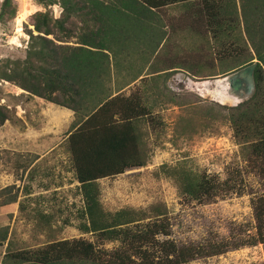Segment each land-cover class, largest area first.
Instances as JSON below:
<instances>
[{
	"label": "rangeland",
	"instance_id": "rangeland-1",
	"mask_svg": "<svg viewBox=\"0 0 264 264\" xmlns=\"http://www.w3.org/2000/svg\"><path fill=\"white\" fill-rule=\"evenodd\" d=\"M39 1L5 0L3 4L0 0V66L5 59L24 58L28 35H35L33 12L46 9L51 16L58 15L55 3ZM196 5L197 0L193 5L157 10L156 25L164 40L159 58L146 53L145 35L136 42L130 37L115 52L102 87L124 96L142 93L149 110L138 121L143 143L139 150L145 163L95 183L104 211L162 205L169 232L160 238L177 244L219 240L230 244L254 232L252 200L264 191V163L259 158L251 160L246 143L234 137L226 121H210L206 116L213 103H237H218L214 97L213 81L227 73H219L226 63L211 59L215 43L209 21ZM236 34L240 40L238 29ZM73 41L54 40L66 45ZM183 51L193 55L183 53L181 59ZM235 62L229 61L230 65ZM137 75L146 78L137 80ZM26 94L0 80V105L10 110L9 119L0 126V189L11 184L3 194L16 195L15 201L0 206V226L6 228V237L0 241V260L10 250L34 249L48 241L77 237L92 242L97 254L106 258L119 240L101 239L78 227L84 221L80 215L83 201L66 150L71 119H56L48 104ZM171 167L226 179L238 193L207 202L190 200L178 193L175 183L164 174V169ZM184 264H264V246L255 242L228 247L220 253L187 259Z\"/></svg>",
	"mask_w": 264,
	"mask_h": 264
},
{
	"label": "trees",
	"instance_id": "trees-1",
	"mask_svg": "<svg viewBox=\"0 0 264 264\" xmlns=\"http://www.w3.org/2000/svg\"><path fill=\"white\" fill-rule=\"evenodd\" d=\"M197 1V10L203 9L215 43L209 53L211 59L226 63L219 73L249 64L253 57L256 59L252 73L253 93L233 106L213 103L206 116L210 121H226L234 137L246 143L251 160L259 158L264 163V0ZM39 2L55 3L59 7L58 15L51 16L46 9L31 14L32 30L36 34L28 35L21 61L18 58L2 61L0 80L73 112L66 150L83 201L80 215L84 216V221L78 227L95 232L101 239H118L119 245L102 258L92 242L82 237L63 238L34 249L5 252L1 264H184L187 259L220 253L228 247L255 242L264 246V191L252 200L254 232L230 244L222 240L177 244L172 239L158 237L169 232L160 204L108 212L98 202L95 183L98 179L145 163L139 150L143 143L138 121L145 118L149 110L142 93L124 96L102 87L115 52L122 49L130 37L136 42L147 35L151 41L144 47L147 54L152 53L163 38L156 25L157 10L176 4L193 5L196 0ZM240 24L246 41L242 36L240 40L234 36L236 29L241 33ZM232 33L235 34L231 38ZM69 39L74 40L73 45L54 42ZM139 50H143V46ZM183 53L192 54L183 51L179 58H185ZM153 57L160 55L157 52ZM230 60L236 62L230 65ZM9 111L0 105V126L9 119ZM259 171L263 172L260 168ZM163 172L175 183L178 193L197 202L238 193L230 181L188 168L171 167ZM11 187L10 184L0 189V206L15 201L14 193L3 194ZM5 237L6 228L1 225L0 241Z\"/></svg>",
	"mask_w": 264,
	"mask_h": 264
},
{
	"label": "water",
	"instance_id": "water-1",
	"mask_svg": "<svg viewBox=\"0 0 264 264\" xmlns=\"http://www.w3.org/2000/svg\"><path fill=\"white\" fill-rule=\"evenodd\" d=\"M4 3L5 0H3V4ZM253 66L254 62H251L228 74L226 73L220 76L219 79L213 81L215 91L217 92L218 88L223 89L227 96L234 97L235 99L237 98L235 103L246 100L253 93ZM224 100L221 101L217 99V102H223Z\"/></svg>",
	"mask_w": 264,
	"mask_h": 264
},
{
	"label": "crops",
	"instance_id": "crops-1",
	"mask_svg": "<svg viewBox=\"0 0 264 264\" xmlns=\"http://www.w3.org/2000/svg\"><path fill=\"white\" fill-rule=\"evenodd\" d=\"M171 6V5H170ZM166 7H168V6H166ZM165 8V7H164ZM156 14H157V12H156ZM240 31H241V36H242V38L246 41V39H245V35H244V33H243V31H242V29H241V24H240ZM143 39H146V42H144L145 44L146 43H148L149 41H151L150 40V36H145ZM148 41V42H147ZM164 42V40H161L160 41V43L158 44V45H156V47H155V49H154V51L151 53V55H150V58H152L153 56H155V54L159 51V48H160V46L162 45V43ZM146 53H148V51L146 52ZM251 53V52H250ZM255 61H256V59L253 57V59L251 60V62H254L255 63ZM250 62V63H251ZM247 65V64H246ZM243 66H245V65H243ZM243 66H240V67H243ZM240 67H238V68H240ZM237 68V69H238ZM236 70V69H235ZM233 71V70H232ZM230 72V71H229ZM229 72H227V73H229ZM141 77H139L138 79H140ZM137 79V80H138ZM133 83V82H132ZM21 92H23V94L25 95L27 92H25L24 90H21ZM26 95H29V96H31V97H34V98H36V99H38V100H40L42 103H46V104H48V106L50 107V109H51V111H53L52 113H53V115L55 116V118L56 119H72V111L71 110H69V109H67V108H65V107H62V106H59V105H56V104H53V102H51V101H48V100H43V99H41V98H38V97H36V96H33V95H30V94H26Z\"/></svg>",
	"mask_w": 264,
	"mask_h": 264
},
{
	"label": "bare ground",
	"instance_id": "bare-ground-1",
	"mask_svg": "<svg viewBox=\"0 0 264 264\" xmlns=\"http://www.w3.org/2000/svg\"><path fill=\"white\" fill-rule=\"evenodd\" d=\"M214 97L216 99H219V100H224L223 102H228V103H235L237 100V98L235 99L234 97H231V96H227V94L225 93V91H223V89L221 88H218V91L214 94Z\"/></svg>",
	"mask_w": 264,
	"mask_h": 264
}]
</instances>
